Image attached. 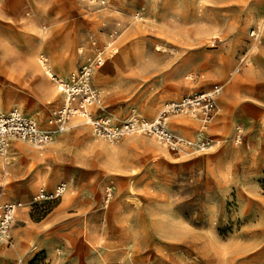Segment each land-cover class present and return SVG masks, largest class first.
<instances>
[{
	"label": "rangeland",
	"instance_id": "obj_1",
	"mask_svg": "<svg viewBox=\"0 0 264 264\" xmlns=\"http://www.w3.org/2000/svg\"><path fill=\"white\" fill-rule=\"evenodd\" d=\"M89 65L95 116L118 136L77 120L43 146L11 144L5 201L21 208L0 264H264V0H0L3 111L51 129L57 81ZM227 80L205 128L167 115L207 150L144 127ZM60 184L58 200L32 203Z\"/></svg>",
	"mask_w": 264,
	"mask_h": 264
},
{
	"label": "built area",
	"instance_id": "obj_2",
	"mask_svg": "<svg viewBox=\"0 0 264 264\" xmlns=\"http://www.w3.org/2000/svg\"><path fill=\"white\" fill-rule=\"evenodd\" d=\"M251 36L256 38L255 32ZM97 59L95 62L100 65L102 62ZM242 60H240V63ZM92 66L79 68L71 73L65 81H57L58 89L64 97V104L61 107L50 111L47 119V125L51 129H41L36 123L23 116L16 110L9 112L3 111L0 104V158L3 166H6L8 146L12 141L24 142L35 147L43 146L52 140L56 133H63L68 129L73 120H80L83 124L93 127L102 138L113 139L118 133L110 127L111 120L107 117L95 116L92 108L97 102V95L90 84ZM240 66L236 67V73ZM222 85H215L210 90L187 96L177 103H170L161 110L160 114L153 119V122L144 124V127L156 132L157 136L168 144L171 149L196 147L199 150H207L210 147L211 140L201 139L197 143H192L177 137L167 129V115L185 114L191 115L201 123L205 128L216 114V99L222 91ZM65 187L60 184L53 191H47L44 188L38 189L33 196L32 203H44L58 200L64 193ZM21 207L20 203L8 202L3 199L0 192V245L9 240L8 233L12 225L17 210Z\"/></svg>",
	"mask_w": 264,
	"mask_h": 264
},
{
	"label": "crops",
	"instance_id": "obj_3",
	"mask_svg": "<svg viewBox=\"0 0 264 264\" xmlns=\"http://www.w3.org/2000/svg\"><path fill=\"white\" fill-rule=\"evenodd\" d=\"M256 38H257V37H256ZM256 38H253V37H252L253 40H256ZM113 45H114V43H113ZM248 53H249V52H248ZM246 57H247V54L244 56V58L241 59L242 62L239 63V64L237 65V67H238V66L242 67V65L245 63ZM43 64H45V63H43ZM46 72H47V74H51V75H52V78H53V74H52L51 71L48 69V67H47V71H46ZM53 79H54V78H53ZM52 81H53V80H52ZM222 86H224V84H223ZM222 89H223V87H222ZM209 90H210V89H209ZM221 92H222V91H221ZM219 96H221V93H220ZM219 96H218V97H219ZM218 97H217V98H218ZM0 104H1V103H0ZM1 107H2V106H1ZM92 113L95 115L94 107L92 108ZM74 121L76 122L77 120H73L72 122H74ZM72 122H71V123H72ZM185 123H186V122H185ZM185 123H184V124H185ZM199 124H200V123H199ZM74 126H75V125H74ZM200 126H201V124H200ZM12 143H16V146H17V144H18L17 141H12V142H10V143H9V146H8V151H9L10 146H11ZM1 171H2L1 179H2L3 182H2V184H1V187H2V188L0 189V192H2V196H3L4 200H5V187L8 185V183L5 181L6 178H7V175H8L7 165H6V166H3V167L1 168ZM31 183L33 184L34 181L31 182ZM39 189H40V188H39ZM46 190L49 191L48 189H46ZM37 191H38V190H37ZM37 191H36V192H37ZM36 192H35V194H36ZM35 194H34V195H35ZM20 208H21V207H20ZM20 208H19V209H20ZM19 209H18V210H19ZM18 210H17V211H18Z\"/></svg>",
	"mask_w": 264,
	"mask_h": 264
},
{
	"label": "bare ground",
	"instance_id": "obj_4",
	"mask_svg": "<svg viewBox=\"0 0 264 264\" xmlns=\"http://www.w3.org/2000/svg\"><path fill=\"white\" fill-rule=\"evenodd\" d=\"M110 46H113V44L109 41V42H107V46H106V48H108V47H110ZM245 61H247V60H245ZM43 63H44V62H43ZM101 64H102V63H101ZM114 64H115V63H114ZM47 75L50 76V78H51L50 80H54V79L52 78L51 74H47ZM235 84H236L235 82H231L230 80H227V82L224 83V86H228V85H230V86H236ZM40 86H41L42 89L46 90L44 84H41ZM58 90H59V89H58ZM64 102H65V100H64V97H63V104H64ZM216 114H217V110H216ZM216 114H215V115H216ZM215 115H214V116H215ZM213 118H214V117H213ZM151 121L153 122V120H151ZM178 122H179V121H178ZM149 123H150V122H146L145 124H149ZM184 123H185V122H184ZM177 124H180V123H177ZM56 134H57V133H56ZM56 134H55V135H56ZM55 135H54V136H55ZM17 142H18V141H17ZM119 252H120V251H119ZM118 254H119V253L117 252L116 255H118ZM102 262H103V261H102ZM103 264H108V263L103 262Z\"/></svg>",
	"mask_w": 264,
	"mask_h": 264
}]
</instances>
